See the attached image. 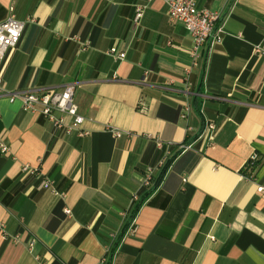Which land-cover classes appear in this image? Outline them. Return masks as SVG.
<instances>
[{
    "label": "crops",
    "instance_id": "0c3cea01",
    "mask_svg": "<svg viewBox=\"0 0 264 264\" xmlns=\"http://www.w3.org/2000/svg\"><path fill=\"white\" fill-rule=\"evenodd\" d=\"M195 4L224 27L202 83L164 0H0V21L26 22L2 61L4 88L74 83L88 132L65 134L0 95V264H264V0Z\"/></svg>",
    "mask_w": 264,
    "mask_h": 264
},
{
    "label": "built area",
    "instance_id": "2783aa9c",
    "mask_svg": "<svg viewBox=\"0 0 264 264\" xmlns=\"http://www.w3.org/2000/svg\"><path fill=\"white\" fill-rule=\"evenodd\" d=\"M166 4V10L168 19L171 23H182L188 34L191 37L192 44L188 50L191 58V67L196 68L202 64L203 55L208 53L212 48L220 44L224 36V27L221 19V13L219 11L210 10L207 8H197L195 0H164ZM145 5L138 4L135 6V14L133 21L137 23L142 15ZM26 22L17 19L12 13H9L3 20L0 21V95H8L10 101L12 99H19L23 110L31 113H39L45 117L53 126L54 129H61L65 134L76 133L79 136L87 134V130L82 127L84 118L79 114L77 105L74 102V83H66L61 90H43L37 91L33 88L18 92H8L4 86L1 76V65L5 55L13 50L22 35ZM264 34V26L261 28ZM255 51L260 54H264V45H257ZM108 54H110L115 60H121L125 53L123 51H117L114 47L109 48ZM146 80L145 77L143 81ZM191 82L188 77L185 78L184 89L189 90ZM185 110L188 109V105L184 106ZM69 117V121L65 120V117ZM207 129L214 128V124L208 121ZM115 136H120L121 133L118 130L112 129ZM157 145L160 142L157 141ZM190 145L182 146V148H189ZM8 146L0 141V153H6ZM253 154L250 158H254ZM23 171L26 174H37V168H30L29 166H23ZM152 170L148 172L142 179V185L147 186L151 179ZM45 187L51 189L55 194L56 190L52 187L51 182L45 179L42 183ZM256 191L264 196V186L257 185ZM136 195L133 196L135 199ZM68 212V210H65ZM2 224L0 223V230ZM129 232H134V218L131 220ZM13 240L17 239V236L12 237Z\"/></svg>",
    "mask_w": 264,
    "mask_h": 264
},
{
    "label": "trees",
    "instance_id": "16d2710c",
    "mask_svg": "<svg viewBox=\"0 0 264 264\" xmlns=\"http://www.w3.org/2000/svg\"><path fill=\"white\" fill-rule=\"evenodd\" d=\"M205 61H206V54L203 55V58H202V65H201V68H200V75H199V81L202 83V79H203V74H204V67H205ZM200 82H198L200 84ZM256 156L254 158H248V160L246 161V163L244 164L243 168H242V174L247 177V178H252L258 168V166L260 165L261 163V157H258L257 154H255ZM156 183V182H155ZM149 194V192H146L142 195V198H141V201L139 203H137L132 211V214H131V217H130V220L132 218H134L135 216V213L138 209V207L141 205L143 199H145L147 197V195ZM61 207V203L57 204V206L54 208V212H57L58 209ZM125 230H123L124 232ZM123 234V233H122ZM121 234V235H122ZM110 253V251H109Z\"/></svg>",
    "mask_w": 264,
    "mask_h": 264
}]
</instances>
